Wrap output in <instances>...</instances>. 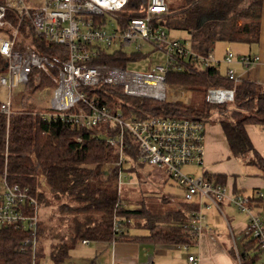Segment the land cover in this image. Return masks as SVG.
Wrapping results in <instances>:
<instances>
[{
	"label": "trees",
	"instance_id": "obj_1",
	"mask_svg": "<svg viewBox=\"0 0 264 264\" xmlns=\"http://www.w3.org/2000/svg\"><path fill=\"white\" fill-rule=\"evenodd\" d=\"M144 2L130 0L126 13L131 11L134 17L139 16L137 11ZM9 16L13 17V14ZM262 18L263 0H179L178 4L169 5V11L160 18V23L168 33L181 31L188 34L191 50L207 56L213 53L217 42L258 44ZM14 23L19 25L17 21ZM18 27L15 50L28 46L49 59L68 60L67 47L37 35L30 21L25 20ZM144 57L139 52L101 48L93 64L126 68L129 62ZM6 69L7 61L0 55V72ZM51 75L57 77L58 72L52 69ZM35 76H40V82ZM166 82L172 87L197 93V103L187 105L181 99L158 101L130 97L123 88L104 84L81 87L79 91L87 92L89 98H98L104 104L121 101L127 117L160 116L207 123L217 119L226 135L231 156L259 169L264 178V159L246 131L247 125L264 126V86L247 80L234 84L220 67H198L190 63L189 68L183 70L170 69ZM45 87H55V83L48 74L34 69L25 91L14 93L10 118L0 113V177L7 172L11 183L29 187L42 207L57 205L60 221L68 223V231L65 235L52 234L50 230L47 233L45 223L40 219L34 249L29 232L15 226L0 227V264H38L48 241L51 242L50 257L56 264L64 263L81 241L194 245V238L184 225L189 223L197 206L180 201L178 207L162 211L158 205L148 204L145 196L137 203L120 194V169H113L110 175L103 170L106 164L118 163L120 158L116 149L96 133L102 128L90 130L40 119L34 97ZM211 88L235 89L234 102L208 103L206 93ZM249 156L252 158L248 159ZM126 160L133 161L138 167L143 165L139 162L136 142L130 135H126ZM128 172L138 175L135 167ZM41 177L45 179L47 189L43 187ZM215 181L225 185L226 177L217 176ZM137 227H143L149 236H130L129 232ZM243 247L240 254L243 264L260 261L262 253L257 242L250 240Z\"/></svg>",
	"mask_w": 264,
	"mask_h": 264
},
{
	"label": "built area",
	"instance_id": "obj_2",
	"mask_svg": "<svg viewBox=\"0 0 264 264\" xmlns=\"http://www.w3.org/2000/svg\"><path fill=\"white\" fill-rule=\"evenodd\" d=\"M129 3L130 0H0V55L7 61V69L0 72V113L9 119L13 113L14 93L25 91L34 69L43 71L51 77L55 87L44 91L48 106L39 111L40 119L90 130L102 128L96 133L116 149L120 158L118 163L106 164L103 170L110 175L113 169H120V194L131 179L127 173L129 168L135 165L126 160V135H130L136 142L139 162L164 170L183 191L184 202L197 206L189 223L184 225L194 240H198L203 231L206 213L213 208L221 211L222 204L229 199L238 211L247 215L245 236L257 242L264 256V191H257L254 198L230 197L225 185L204 174L185 172L188 167L204 166L207 122L160 116L127 117L121 101L104 104L98 98H89L87 92L79 91L81 87L104 84L121 87L130 97L165 101L170 99L166 82L170 69L183 70L189 68V63L219 68L223 62L228 66L237 62L252 68L260 63V57L237 58L228 49L221 62L212 53L197 54L181 41L171 39L161 25L160 18L169 11L168 0H145L137 17L131 15V11L126 13ZM25 20L30 21L37 35L65 45L68 60L49 59L28 46L15 50L18 26ZM109 25L114 26L111 32L106 29ZM144 46L160 51L165 63L151 66L145 73L93 64L101 48L143 53ZM52 69L58 72L57 77H52ZM227 76L234 84L241 82L232 68L228 69ZM34 78L40 82V76ZM234 99L235 89L211 88L206 93L207 102L214 105L230 104ZM42 184L46 185L44 181ZM41 209L29 187L11 183L7 172L0 177V227L15 226L29 232L34 249ZM83 244L89 242L83 241ZM183 247L189 252V246ZM188 262L201 264L194 254L188 256Z\"/></svg>",
	"mask_w": 264,
	"mask_h": 264
},
{
	"label": "crops",
	"instance_id": "obj_3",
	"mask_svg": "<svg viewBox=\"0 0 264 264\" xmlns=\"http://www.w3.org/2000/svg\"><path fill=\"white\" fill-rule=\"evenodd\" d=\"M219 43H223L224 46H222V48L215 46L212 53L215 58L217 54H221L224 60L226 51L231 49L234 44H241L237 47V55L234 54L235 57H260V63L252 68H245L237 62L228 66L223 62V60L221 65L225 64L227 66V71L229 68L233 69L235 67L236 70L234 69V71L241 81L247 80L264 86V0L262 32L261 39L258 44L248 45L245 43ZM246 131L252 144L254 145V148L264 159V126L247 125ZM240 168L241 167L239 166L237 160L231 158L224 130L218 123L217 119L212 120V122L208 123L206 129L204 166L197 168L195 173L198 175H207L214 180L217 179V176H225V186L230 197L244 195L254 198L257 191H264V178L259 169L258 174L254 177L242 178L240 177ZM170 201V204L176 203V207L179 206L178 202L174 200ZM181 201L184 202V200ZM215 210L224 216L227 221L226 223H228L230 235L216 234L211 231V227L215 228L221 226L216 221H210L207 218V214ZM226 211H230L231 213L233 212V217L236 211L241 213L233 206L229 199L222 204L221 211L216 208L208 211L206 213V220L203 224V231L198 240H194V245L189 246V252L185 250L183 246L162 244L152 245L139 241H123L112 244L89 242L87 245H84L83 241H81L71 250L70 257L66 261L76 259L82 264H93L98 262H103V264H189L188 256L190 254H194L200 258L201 264H236V261L238 264H243L240 259V254L242 253L239 251L235 252L234 248L236 247L234 246H236V235H242V233L245 234L247 225L244 221H239L234 227H232L229 223L230 217L226 214ZM129 235L133 237H147L149 236V232L143 227H137L132 229L129 232ZM246 241L247 240H244L245 243ZM50 243L51 242L49 241L48 243L46 242L44 256L38 264H42L45 261L47 253L50 254ZM73 253H75L74 256ZM253 255L254 253H251V256ZM261 258H264V256L261 255Z\"/></svg>",
	"mask_w": 264,
	"mask_h": 264
},
{
	"label": "rangeland",
	"instance_id": "obj_4",
	"mask_svg": "<svg viewBox=\"0 0 264 264\" xmlns=\"http://www.w3.org/2000/svg\"><path fill=\"white\" fill-rule=\"evenodd\" d=\"M169 5H175L179 3V0H168ZM114 26H107L108 31H112ZM170 38L173 40H178L186 44L187 48L191 50V41L189 38V35L181 32V31H169ZM241 44L232 45L231 50L235 55L237 52V47ZM224 46L223 43H216V47L222 48ZM256 47V46H255ZM113 49L112 51H114ZM128 50V49H127ZM131 50V49H130ZM143 53L145 55L144 58H141L137 60L136 62H129L126 69L131 72H138V73H145L149 70V67L156 66L158 64L165 63V56L160 51H154L150 46H144ZM216 59L218 61L223 60V56L221 54H217ZM221 72L223 74H227V66L225 64L221 65ZM235 69V67L233 68ZM236 70V69H235ZM168 85V91L169 95L168 97L170 99L174 100H183V102L187 105H195L198 101L197 99V93L195 92H187L182 90L178 87H172L171 85ZM50 87H45L38 91L35 94L34 97V103L37 105V108L40 110H45V108L48 106V103L45 102L46 94L44 91ZM185 94V97H184ZM14 99V98H13ZM119 101H117L118 103ZM232 159H235L231 156ZM252 156H249L248 159H251ZM239 166L241 167V174L240 177H254L256 174H258V169L254 166H245L246 163L243 160L236 159ZM138 169V175L136 174H130L127 172L131 179H129V183L123 188L122 195H125V197L130 198L131 200L139 203L141 199H143V196H145L148 204L158 205L162 211H166L169 208H176V203L167 202V200H174L176 202H179L183 200V191L178 187L177 183L173 181L169 175L164 170H158L153 166H150L148 164H143L142 166H136L129 168L130 170L133 168ZM128 170V171H130ZM197 168L195 167H188L185 169V172L187 174L189 173H195ZM198 175V174H196ZM41 182L46 184L45 179L41 177ZM43 185V184H42ZM44 188L47 189V186L44 185ZM141 198V199H140ZM257 211V210H256ZM235 212V211H234ZM237 212V211H236ZM234 213V217L232 216V213L230 211H226V214L231 218H229V223L232 227H234L239 221H244L246 225H248V217L247 215L243 213ZM208 220H214L217 223H219L220 227H211V231L216 234H227L230 235V231L228 228V223L225 220L224 216L220 214L217 210L209 212L208 214ZM60 213L58 211V206L53 205L51 207H42L41 209V220L45 223L46 226V232L49 233L51 231L52 234H66L68 223L66 221L61 222L60 221ZM50 230V231H49ZM236 248L235 252H243V246L245 244L244 240L250 241L252 238H246L245 234L242 233V235H236ZM246 241V242H247ZM50 242V241H49ZM55 242V241H53ZM48 243V242H47ZM244 243V244H243ZM75 253H73L74 256ZM236 259V258H234ZM66 262V263H65ZM65 264H82L78 260L73 259L71 261H65ZM62 263V264H64ZM101 263V262H100ZM42 264H56L52 261L50 254L47 253L45 261ZM103 264V262H102ZM236 264L237 261H236ZM256 264H264V258H261L259 262Z\"/></svg>",
	"mask_w": 264,
	"mask_h": 264
}]
</instances>
